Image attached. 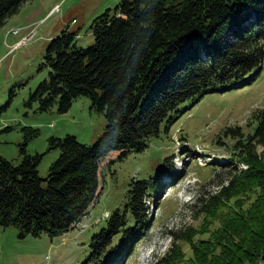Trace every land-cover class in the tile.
I'll use <instances>...</instances> for the list:
<instances>
[{
	"label": "trees",
	"instance_id": "16d2710c",
	"mask_svg": "<svg viewBox=\"0 0 264 264\" xmlns=\"http://www.w3.org/2000/svg\"><path fill=\"white\" fill-rule=\"evenodd\" d=\"M28 1L0 0V29ZM90 28L94 44L89 48L77 46V31L51 40L42 65L49 78L31 93L28 106L37 104L39 112L58 106L66 114L76 99L88 98L92 109L105 115L106 130L94 146L73 136L50 138L49 150L60 154L45 180L39 175L43 155L26 151L39 129H23L20 166L0 157V226L19 228L22 236L76 229L99 197L102 163L112 152L123 160L145 151L150 139L170 130L203 98L252 83L264 67V0H123ZM256 121L247 136L231 132L237 139L232 158L247 168H235L220 195L198 205L205 224L222 225L226 219L225 231L238 239L218 261L257 264L264 253V111ZM254 189L261 194L245 222L231 199ZM158 194L152 178L133 179L123 208L93 237L83 264H106L117 247L116 256L144 237L150 224L149 206L142 201L154 203ZM182 239L197 264H214L203 242L187 232ZM177 247L173 243L157 264H187Z\"/></svg>",
	"mask_w": 264,
	"mask_h": 264
},
{
	"label": "rangeland",
	"instance_id": "374dc122",
	"mask_svg": "<svg viewBox=\"0 0 264 264\" xmlns=\"http://www.w3.org/2000/svg\"><path fill=\"white\" fill-rule=\"evenodd\" d=\"M122 1L29 0L0 29V157L20 166L25 142L23 129H39L40 135L27 143L26 151L32 156L43 155L39 175L45 180L60 154L49 150L50 138L73 136L83 144H97L105 133L107 120L104 114L92 109L88 98L76 99L66 114H60L58 106L39 112L37 104L30 107L28 102L31 93L49 78V69L42 65L51 40L63 31H77V46L89 48L94 44L90 28L94 19L106 12L113 14ZM16 30L19 33H14ZM32 31L33 39L21 45ZM263 111L264 67L252 83L203 98L170 130H162L159 137L150 139L145 151L131 152L123 160L112 152L102 163L99 197L76 229L58 236L43 233L35 237L22 236L16 227L0 226V264L85 263L93 237L106 224V213L111 215L123 208L133 179L150 176L160 190L155 204H149V199L142 201L150 206L146 212L150 226L146 227L144 238L130 243V250L122 249L116 256L117 247L111 253L113 259L108 260L118 264H157L176 243L180 257L187 264H197L190 244L182 239L187 232L188 238L193 236L196 242H203L209 261L233 264L215 258L230 248V241L236 243L238 239L225 231L226 219L222 225L205 224L201 207L219 196L223 186H228L235 168H247L232 158L237 139L231 132L249 135ZM7 127L12 129L6 131ZM260 194L259 189H254L231 199L240 219L246 222ZM251 215L256 217L255 213ZM263 260L264 253L257 264H264Z\"/></svg>",
	"mask_w": 264,
	"mask_h": 264
},
{
	"label": "built area",
	"instance_id": "2783aa9c",
	"mask_svg": "<svg viewBox=\"0 0 264 264\" xmlns=\"http://www.w3.org/2000/svg\"><path fill=\"white\" fill-rule=\"evenodd\" d=\"M14 33H19V31L16 30V31H14ZM34 36H35V32L32 31V33H30V35L25 36L24 40L21 42L22 43L21 45H25L28 42H30L33 39Z\"/></svg>",
	"mask_w": 264,
	"mask_h": 264
}]
</instances>
